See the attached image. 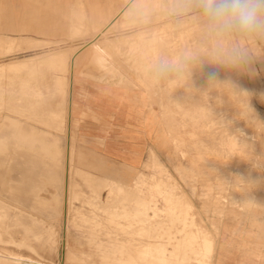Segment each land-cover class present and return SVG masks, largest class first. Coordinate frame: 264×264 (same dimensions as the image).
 Returning a JSON list of instances; mask_svg holds the SVG:
<instances>
[{"label":"rangeland","instance_id":"rangeland-1","mask_svg":"<svg viewBox=\"0 0 264 264\" xmlns=\"http://www.w3.org/2000/svg\"><path fill=\"white\" fill-rule=\"evenodd\" d=\"M146 1L35 0L34 9L36 5L41 6V16H35L34 23H31L32 20L29 23L32 29L38 26L39 32L31 31L28 34L49 42L33 40L35 42L31 41L32 44H29L31 42L27 39L17 38L18 47L13 51L6 48L0 51V63L14 58L23 60L8 64L7 74L0 72V114L9 112L18 116L22 112L23 116L19 115V118L46 129L43 126L46 123L42 122L41 125L43 118L48 122H55L51 126L59 131V125L63 121L62 114L53 115L54 117H49V114L59 108L58 104L64 99L65 91L62 94L59 88L65 90V78L73 64L74 67L87 68V72L91 74L87 77L94 79L96 83L106 85L116 82L124 93L132 95L141 110L152 114L151 123L146 122L141 130L140 141L144 143L136 146L143 152L142 160L134 162L135 164L110 159L104 154L100 139L91 140L90 146L85 144L79 123L76 126L74 120L71 121V136L68 137V128H64L60 135L63 145L61 142L57 144L58 148L65 150L69 140L65 162L67 161V174L72 182L70 230L63 231V219L60 222L57 219L47 220L39 216V208L34 210L39 215H33L27 208L15 206L12 200L1 198L0 236L4 243H0V249L18 251L31 257L33 261L38 260L37 263L73 264L64 253L63 243L68 240L70 246L91 254L88 257L91 261L99 263L106 256L111 260L115 255L122 258L123 262L115 261L114 264H125L130 252L128 246L141 249L148 244H155L160 248L139 254V250L129 248L131 252H136L134 264H195L197 257L207 255L214 258L213 264H219L220 260L225 264H264V168L254 167V161L264 164V160L258 158H264V42L252 45L253 58L242 69H227L205 61L193 71L190 85L185 83L172 88L150 90L145 86L140 70L161 54L176 56L186 48L197 49L200 33L191 24L182 29L165 27L169 26V21L160 15L158 9L162 0ZM133 4L147 7L152 12L150 24L135 28L124 24L122 13ZM9 19L8 15L0 17V37L4 34L18 36L19 32L9 30ZM36 43L40 45H35ZM89 43H93V46ZM105 44L115 46L107 51H95V45ZM30 45H35V48ZM114 47L119 49L118 52ZM58 49L64 52L55 58L47 57L50 51ZM107 52L117 53L109 55ZM37 54L39 56L28 59ZM80 54H86L83 61L79 59ZM212 73L220 81L230 80L235 85V91L247 92L248 97L221 86H217L210 94L204 93L208 88V76ZM100 74L101 79H98ZM18 79L21 81L18 82ZM247 102L252 112L247 110ZM35 103L38 104L36 107ZM55 124L58 125L57 130ZM31 145L34 150L41 146L40 142ZM39 151L41 152L40 149ZM31 155L29 152L28 156ZM21 157L17 155L11 160L12 169L7 178L10 175V178L18 181L23 177L28 179L30 172L25 164L28 160ZM28 162L32 167L37 165L33 160ZM69 164L72 170L68 167ZM42 166H45L44 163ZM0 172L4 173V169ZM88 173H92L89 181ZM93 174L97 179L102 176V181L107 177V182L103 184L101 181L97 187V183L95 185V181L93 182ZM35 177L41 179L40 176ZM28 186L27 184L26 187ZM8 190V186H4L0 192L5 195ZM59 191L58 188L46 185L42 196L52 199ZM66 196L67 193L64 198ZM59 200L61 199L57 198V201L51 202L56 209L60 208L55 203ZM42 204L50 214V206L46 202ZM4 222L11 226L5 227ZM25 237H29L38 254L25 249L16 250L13 240ZM99 243L101 248L91 247ZM178 244L182 248L177 247ZM210 246H213V252L204 254L210 251Z\"/></svg>","mask_w":264,"mask_h":264},{"label":"bare ground","instance_id":"bare-ground-1","mask_svg":"<svg viewBox=\"0 0 264 264\" xmlns=\"http://www.w3.org/2000/svg\"><path fill=\"white\" fill-rule=\"evenodd\" d=\"M125 1V0H124ZM146 1V0H145ZM148 1V0H147ZM146 1V2H147ZM155 1V0H154ZM17 4L16 6L20 8V2L16 1ZM3 3V2H2ZM68 3V2H67ZM84 3V2H83ZM161 3V2H160ZM159 3V4H160ZM154 4V3H152ZM157 5V3H156ZM1 6H3V4H1ZM155 6V5H154ZM83 9V7H81ZM147 8V7H146ZM155 13V12H153ZM99 14V13H97ZM88 16V15H87ZM101 16V15H100ZM18 19V22H23L21 24L18 23V26H16L15 28H12L13 31L15 32H26V29H27V23L26 21L24 20L23 21V18L21 19V21H19V17L17 18ZM96 19H98L96 17ZM101 19V18H100ZM100 19H99V22H100ZM104 19V18H103ZM102 19V20H103ZM111 21V20H110ZM86 22V21H85ZM91 21H89L90 23ZM114 22V20H113ZM166 23V22H165ZM164 23V24H165ZM168 23V22H167ZM170 23V22H169ZM116 24V23H115ZM118 24V23H117ZM91 25V23H90ZM93 25V24H92ZM99 26V24H98ZM120 26V25H119ZM125 26V25H124ZM90 27V26H89ZM159 27V26H158ZM162 27V26H161ZM164 27V26H163ZM165 27H169V26H165ZM114 28V27H112ZM115 28L117 29V26H115ZM103 29V28H102ZM147 29V28H146ZM152 29V28H151ZM159 29H162V28H159ZM100 30V29H99ZM107 30V29H106ZM38 32V30H36ZM43 31V29L41 28V32ZM113 31V30H112ZM139 31V30H138ZM141 31V30H140ZM96 32V31H94ZM99 33H101V31H98ZM106 32V31H105ZM108 32V31H107ZM111 32V31H110ZM146 32V31H145ZM92 33V32H91ZM98 33V34H99ZM104 34V33H103ZM107 34V33H106ZM144 34V33H143ZM8 35V34H7ZM89 35V34H88ZM87 35V36H88ZM105 35V34H104ZM103 35V36H104ZM128 35V34H127ZM136 35V34H135ZM134 35V36H135ZM147 35V34H146ZM91 36V35H90ZM98 36V35H97ZM149 36V35H148ZM83 37V36H82ZM85 37V36H84ZM100 37V36H99ZM129 37V36H128ZM143 37V36H142ZM146 37V36H145ZM27 39L28 42L32 41V42H40L41 41H45V43L49 42L48 40H44V39H41V40H37L36 38L34 37H31V36H27V35H19V36H16V37H10V36H3V37H0V49L2 50L3 49H8L9 51L12 50L15 48V47H18L17 45V42H16V39ZM117 38V37H116ZM125 38V37H124ZM136 38V37H135ZM141 38V37H140ZM40 39V38H39ZM72 39V38H71ZM70 39V40H71ZM98 39V38H97ZM115 39V38H114ZM123 39V38H122ZM132 39V38H131ZM25 40V41H27ZM35 40V41H33ZM103 40V39H102ZM102 40H99V41H102ZM105 40V39H104ZM108 40V39H106ZM117 40V39H116ZM115 40V41H116ZM134 40V39H133ZM146 40H147V37H146ZM56 41V40H55ZM59 41V39H58ZM67 41V40H66ZM121 41V40H120ZM141 41V39H140ZM29 43V44H32ZM117 42V41H116ZM122 42V41H121ZM133 42V41H132ZM138 42V41H137ZM94 43V42H93ZM93 43H89L90 46H93L91 44ZM98 42L96 41V44ZM108 43V41H107ZM110 43V42H109ZM113 43V42H112ZM120 43V42H118ZM44 44V43H43ZM115 44V42H114ZM117 44V43H116ZM35 45H40L39 43H36ZM34 45V46H35ZM47 45V44H46ZM138 45V44H137ZM31 46V45H30ZM33 45L31 47H34ZM88 46V45H87ZM113 46V44H108V45H95L94 46V49L95 51L97 50L98 52L99 51H107V50H110ZM123 46V45H121ZM48 47V46H47ZM77 47V46H76ZM83 47V46H82ZM120 47V46H119ZM118 47V48H119ZM35 48V47H34ZM117 48V47H116ZM114 50H117L115 49L114 47ZM119 50V49H118ZM117 50V52H118ZM7 51V50H6ZM53 52H49L47 57H51V56H54L53 58H55L56 56H58V54L64 52L63 50H60L58 49L57 50H52ZM146 51V50H145ZM148 51V50H147ZM116 52V53H117ZM3 53V52H2ZM108 53V52H107ZM110 53V52H109ZM108 53V54H109ZM115 52H112L110 53L109 55L113 54L114 55ZM115 53V54H116ZM149 53V51H148ZM95 54V53H94ZM97 54V53H96ZM101 54V53H100ZM99 54V55H100ZM103 54V53H102ZM105 55V54H104ZM108 55V56H109ZM112 55V56H113ZM118 55V54H117ZM39 56V54L37 55H32L30 57H28V59H31V58H35ZM93 55H91L92 57ZM148 56V55H147ZM110 57V56H109ZM93 58V57H92ZM26 59V58H25ZM24 59V60H25ZM113 59V58H112ZM110 59V61L112 60ZM95 60V59H94ZM93 60V61H94ZM99 60H100V57H99ZM109 60V59H108ZM23 61L22 59H13V60H9V61H4V62H1L0 63V72L2 74H7L6 73V68H7V65L8 64H14V63H18V62H21ZM66 61V60H65ZM83 61V60H81ZM101 61V60H100ZM107 61V60H106ZM60 62V61H59ZM102 62V61H101ZM100 62V63H101ZM108 62V61H107ZM57 63V62H56ZM71 63V61H70ZM79 63V61H78ZM102 64V63H101ZM71 65V64H70ZM81 65V64H80ZM98 65V64H97ZM102 66V65H101ZM74 67V66H73ZM72 67V68H73ZM77 67V66H76ZM95 67V66H94ZM98 67V66H97ZM66 69V67H65ZM71 69V68H70ZM75 72V71H74ZM77 73V72H76ZM12 74V73H11ZM9 75V74H8ZM14 75V74H13ZM58 75V74H57ZM108 75V74H107ZM66 76V75H65ZM110 76V74L108 75ZM17 77V76H16ZM38 77V76H37ZM36 77V79H38ZM59 77V76H58ZM58 77H56L58 79ZM68 77V76H67ZM66 77V78H67ZM34 77H32L33 79ZM76 78V77H75ZM101 78V77H100ZM103 78V77H102ZM224 78V77H223ZM41 79V78H39ZM68 79V78H67ZM66 79V80H67ZM109 79V78H108ZM12 80V79H10ZM27 80V79H26ZM21 81L18 79V82ZM25 81V80H23ZM35 81V80H34ZM37 81V80H36ZM49 81V80H47ZM53 81V79H52ZM56 81V80H55ZM68 81V80H67ZM12 82V81H11ZM26 82V81H25ZM24 82V83H25ZM32 82V80L30 81ZM40 82V81H39ZM38 82V83H39ZM57 82V81H56ZM60 82V81H59ZM1 83V82H0ZM28 83V82H27ZM16 84V83H15ZM44 84H45V81H44ZM58 84V82H57ZM4 85V84H3ZM6 85V84H5ZM18 85V84H17ZM26 85V83H25ZM38 85V84H37ZM36 85V86H37ZM60 86V85H59ZM62 86V85H61ZM22 87V86H21ZM20 87V88H21ZM29 87V86H27ZM35 87V86H34ZM45 87V86H44ZM49 87V86H48ZM58 87V85H57ZM4 88V87H2ZM15 88V87H14ZM19 88V89H20ZM37 88V87H36ZM64 88V86H63ZM70 88V86H69ZM8 89V88H7ZM24 89L25 86H24ZM38 89H40L38 87ZM66 89L65 90H62V87L59 88V91H62V94H63V91L66 92ZM6 90V89H5ZM16 90V89H15ZM18 90V89H17ZM30 90V89H29ZM35 90V88H34ZM41 90V89H40ZM45 90L46 87H45ZM9 91V90H7ZM22 91V89H21ZM38 91V90H36ZM49 91V90H48ZM11 92V91H10ZM41 92V91H40ZM12 93V92H11ZM17 93V92H16ZM43 94V92H42ZM49 94V93H48ZM65 94V93H64ZM45 95V93H44ZM47 95V94H46ZM28 96V95H27ZM66 96V95H65ZM26 97V96H25ZM29 97V96H28ZM31 97V95H30ZM45 98V97H43ZM66 98V97H65ZM24 99V98H23ZM35 99V98H34ZM37 99V98H36ZM33 100V99H32ZM62 100V99H61ZM9 101V100H8ZM20 101V100H18ZM26 101V100H25ZM38 101V100H37ZM71 101V100H69ZM10 102V101H9ZM8 102V103H9ZM12 102V101H11ZM10 102V103H11ZM22 102V101H21ZM28 103V102H27ZM36 104V103H35ZM34 104V105H35ZM39 104V102H38ZM36 104L35 107L38 105ZM33 105V107H34ZM8 106V105H7ZM22 106V105H21ZM10 107V106H9ZM19 107V106H18ZM17 107V108H18ZM31 106L30 109L33 108ZM42 107V105H41ZM58 107V105H57ZM11 108V107H10ZM9 109V108H8ZM7 109V110H8ZM26 109V108H25ZM12 110V109H11ZM43 110V109H42ZM37 111V110H36ZM68 111V110H67ZM21 112V111H20ZM18 112V113H20ZM41 112V111H40ZM16 114V113H15ZM67 114V112H66ZM20 115V114H19ZM18 115V116H19ZM21 115H22V112H21ZM20 115V116H21ZM32 115V114H31ZM35 115V113H34ZM50 116L49 117H54V116H57L59 114H54L53 112H50L49 114ZM54 115V116H53ZM17 115H14L12 113H9V112H5V113H2L0 114V171L1 169H4V173H1L0 172V189L4 186H8V193L3 195L1 192H0V199L1 198H8L10 200H12L17 206V207H25L27 208L28 211L32 212L33 215L34 214H37L39 215L38 213H36L34 210L35 208H39L40 210L37 211L39 213H41V217H44L45 219L47 220H53V219H57L59 220V222L63 219V228H64V232H68L69 229V221H70V218L69 215H70V209H71V195H70V192H71V183L70 182V177L68 176L67 174V169H66V162H65V157H66V152L68 151V148H69V140H68V145L67 147L65 148V150H61V148L57 146V144L60 142L59 138L57 136H55L53 133H52V124H54L55 122H48L47 120L41 118V125H42V122L46 123L44 124V126H46L47 128V131L45 132H41V130H38L37 128L33 127V124H29L28 122H26L25 120L19 118ZM23 116V115H22ZM21 116V117H22ZM28 116V115H27ZM39 116V115H38ZM43 116V115H42ZM61 116V115H60ZM63 116V115H62ZM32 117V116H31ZM33 118V117H32ZM48 119V118H47ZM53 119V118H52ZM61 119H64V118H61ZM58 120V119H56ZM57 122V121H56ZM60 122V121H59ZM63 122V121H62ZM58 123V122H57ZM61 123V122H60ZM52 125V126H51ZM64 125V124H63ZM56 126V124H55ZM60 126V125H59ZM62 127V125L60 126ZM66 128V127H65ZM58 129V125L56 126V130ZM54 130V129H53ZM64 130V129H63ZM44 131V129L42 130ZM118 136V135H117ZM61 137V136H60ZM36 142H40L41 146H40V150L41 152L39 151V149L37 150H34L33 146L31 144L33 143H36ZM75 142V141H74ZM72 142V143H74ZM83 148V147H82ZM91 149V148H90ZM156 150V149H155ZM32 153V155L29 157L28 154ZM84 152V151H83ZM89 152V151H88ZM17 155H20L24 158H26L28 161L29 160H33L35 162H37L36 166L35 167H32V165L28 162V161H25V164L27 165V169L29 168V172H30V175L28 177V179H25L24 177L22 178V180L19 179H16V178H10V175L9 177L7 178V175L9 173H11V169H12V162L11 160L14 158V157H17ZM99 155V154H98ZM93 156V155H92ZM21 157V158H22ZM95 157V156H94ZM96 158V157H95ZM99 158V157H98ZM97 159V158H96ZM102 160L104 158H101ZM98 160V159H97ZM101 160V162H103ZM92 161V160H91ZM100 161V160H99ZM98 161V162H99ZM44 163V167L42 166ZM82 163V162H81ZM91 163V162H90ZM124 163V162H123ZM158 163V162H157ZM83 164V163H82ZM81 164V165H82ZM80 165V166H81ZM92 165V164H91ZM106 165V164H105ZM241 165V164H240ZM39 168H38V167ZM76 166V165H75ZM79 166V165H78ZM83 166V165H82ZM93 166V165H92ZM70 169H71V165L69 164ZM88 167V166H87ZM161 167V166H160ZM75 168V167H74ZM83 168V167H82ZM85 168V167H84ZM90 168V167H89ZM163 168V167H162ZM81 169V167H80ZM121 169V167H120ZM72 170V169H71ZM79 170V169H78ZM102 170V168H101ZM69 171V169H68ZM82 171V170H81ZM105 171V170H104ZM103 171V173H104ZM86 172V171H85ZM88 172V171H87ZM98 173V172H97ZM101 173V174H103ZM113 173V172H112ZM71 174V173H70ZM69 174V175H70ZM92 173H90L91 175ZM89 175V173H88ZM90 175L88 176V181L90 179ZM94 175V174H93ZM97 175V174H96ZM104 175V174H103ZM35 176H40L41 179H37V177ZM71 176V175H70ZM77 176V175H76ZM86 177V176H85ZM92 177V176H91ZM109 177V176H108ZM93 182L95 181V185L97 183V187L98 186V183H100L102 180V176L99 177V179H97V177H95V175L93 176ZM107 178V177H106ZM106 178L104 179V181H102V183L106 181ZM86 183H87V178L85 179ZM110 180V179H109ZM115 180V179H114ZM164 180V179H163ZM97 181V182H96ZM76 182V181H75ZM91 182V183H93ZM107 182V181H106ZM89 183V182H88ZM103 183V184H104ZM29 185L28 188L26 187V185ZM74 184V183H73ZM46 185H51L52 187L55 188H58L60 191L57 192L52 199L46 197V196H42V191L45 190V187ZM91 185V184H90ZM101 185V184H100ZM113 185V184H112ZM94 186V185H93ZM105 186V185H104ZM109 187V186H107ZM105 187V188H107ZM158 187V186H157ZM89 188H92V187H89ZM94 188V187H93ZM103 188V190L105 189ZM96 189V188H95ZM181 189V188H180ZM49 190V189H48ZM75 190V189H74ZM111 190V189H110ZM178 190V189H177ZM95 191V190H94ZM102 191V190H101ZM121 191V190H120ZM182 191V190H180ZM77 192V191H76ZM92 192V191H91ZM96 192V191H95ZM114 192V191H112ZM65 193L68 194V196H66L64 198V195ZM157 193V192H156ZM174 193V192H173ZM180 193V192H179ZM92 194V193H91ZM95 194V193H94ZM115 194V192H114ZM150 194V193H149ZM84 196V194H82ZM151 195V194H150ZM114 196V195H113ZM116 196V195H115ZM88 197V196H87ZM57 198H60L61 200H59L58 202H55L57 207H60L58 209L54 208L53 205H52V201H57ZM94 198V197H93ZM97 198H98V195H97ZM102 198V197H101ZM109 198V197H108ZM149 198V197H148ZM82 199V198H81ZM111 199V198H110ZM114 199V198H113ZM3 200V199H2ZM127 200V199H126ZM125 200V201H126ZM140 200V199H139ZM147 200V199H146ZM153 200V199H152ZM75 201V200H73ZM114 201V200H113ZM135 201V200H134ZM144 201V200H143ZM142 201V202H143ZM150 201V200H148ZM146 201V202H148ZM43 202H46L49 206H50V211L51 213H47L46 210L43 208ZM106 202V201H105ZM122 202V201H121ZM140 202V201H139ZM124 203V202H123ZM126 203V202H125ZM95 204V203H94ZM132 204V203H131ZM135 204V203H134ZM143 204V203H142ZM47 205V206H48ZM120 205V204H119ZM147 205V204H146ZM127 206V205H126ZM145 206V204H144ZM125 207V206H124ZM138 207V206H137ZM100 208V207H99ZM112 208V207H111ZM116 208V207H115ZM126 208V207H125ZM129 208V207H128ZM144 207H142L143 209ZM75 209V208H74ZM77 209V208H76ZM108 209V208H107ZM130 209V208H129ZM144 209H147L144 208ZM73 210V209H72ZM110 210V209H108ZM128 210V209H127ZM132 210V209H131ZM138 210V209H137ZM141 210V209H140ZM10 211V210H9ZM103 211V210H102ZM124 211V210H123ZM145 211V210H144ZM23 212V211H22ZM84 212V211H82ZM104 212V211H103ZM115 212V211H114ZM113 212V213H114ZM118 212V211H117ZM128 212V211H126ZM130 212V210H129ZM134 212H137V211H134ZM139 212V210H138ZM143 212V211H141ZM97 213V212H96ZM111 213V212H110ZM116 213V212H115ZM122 213V212H121ZM145 213V212H144ZM7 214V213H6ZM73 214V213H72ZM86 214H89L86 213ZM105 214V213H104ZM109 214V213H108ZM129 214V213H128ZM134 214V213H133ZM8 215V214H7ZM75 215V214H74ZM78 215V214H77ZM125 215V214H124ZM139 215V214H138ZM144 215V214H143ZM17 216V215H16ZM21 216V215H20ZM25 216V215H24ZM71 216V215H70ZM80 216V215H79ZM107 216V215H106ZM110 216V215H108ZM113 216V215H112ZM111 216V217H112ZM105 217V216H104ZM114 217V216H113ZM117 217V216H116ZM121 218V216H120ZM119 218V219H120ZM77 219V218H76ZM117 219V218H116ZM75 220V219H74ZM78 220V219H77ZM115 220V219H114ZM9 221V220H8ZM116 221V220H115ZM15 222V221H13ZM12 222V223H13ZM80 222V221H79ZM41 223V222H40ZM77 223V222H76ZM20 224V223H19ZM32 224V223H31ZM61 224V223H60ZM83 224V223H82ZM80 224V225H82ZM108 224V223H106ZM45 225V224H44ZM4 226L5 227H10L11 225L7 224L6 222H4ZM17 228H20L19 226H16ZM45 227V226H44ZM53 227V226H52ZM23 227H21L22 229ZM36 229V228H34ZM177 229V228H176ZM35 231V230H34ZM49 231V230H47ZM86 231V230H85ZM98 231V230H97ZM46 232V231H45ZM173 232V231H172ZM36 233V232H35ZM51 233V232H49ZM100 233H102L100 231ZM33 234V233H32ZM31 234V235H32ZM45 234V233H44ZM48 234V233H47ZM43 235V233H42ZM67 235V234H65ZM64 235V236H65ZM30 236V235H29ZM181 236V235H180ZM34 237V236H33ZM45 237V236H44ZM103 238V237H101ZM7 239V238H6ZM58 240V238H56ZM73 239V237H72ZM105 239V237H104ZM97 240V239H96ZM98 241V240H97ZM41 242V241H40ZM0 243L3 244L4 241H3V238L2 236H0ZM44 243V242H43ZM77 243V242H76ZM80 243V242H79ZM263 243V242H262ZM13 244L16 246V250H21V249H25V250H28L30 252H36V253H33V254H38L37 253V250L36 248L32 245V243L30 242V239L29 237H25L23 238L22 240H13ZM64 253L66 255V258L71 260V262H73V264H103L104 262H108L110 264H114L115 261H120V262H123L122 258H118L114 255V257L110 260L108 259V257L106 256V258L102 259L99 263L97 261H91L88 257L92 256L91 254H88V253H84L82 251L81 248H78V247H74V246H70L69 245V242L68 240L67 241H64ZM39 246V245H37ZM43 246V244H42ZM48 246V245H47ZM45 247V246H43ZM53 247V246H52ZM92 248H101V243H99L98 245L96 246H91ZM179 248H182V245L181 244H178ZM235 247V246H234ZM233 247V248H234ZM9 248V247H8ZM56 248V247H54ZM139 250L138 251V254L139 253H143V252H146V251H149V250H155L156 248H160L158 245H155V244H148L144 247H140L138 249L134 248L133 246H128V250L130 251L129 252V256H128V259L127 261L125 262V264H134L135 263V253L134 251L131 252V250ZM161 248H164V247H161ZM260 248V247H259ZM237 249V248H236ZM213 246H210V251L209 252H205L204 254H211L213 252ZM231 250V248H230ZM45 251V250H44ZM51 251V250H49ZM78 251V252H77ZM63 253V255H64ZM166 254V253H165ZM168 254V253H167ZM87 255V256H85ZM214 259V258H213ZM213 259L212 257H209L208 255L207 256H203V257H197L196 258V263L195 264H213ZM263 259V257H262ZM61 261V260H60ZM125 261V259H124ZM39 262L38 260L37 261H33V259H31V257L29 256H25V255H22L20 254V252L18 251H15L14 250L10 251V250H1L0 249V264H48V263H37ZM59 262V261H58ZM194 262V261H193Z\"/></svg>","mask_w":264,"mask_h":264},{"label":"clouds","instance_id":"clouds-1","mask_svg":"<svg viewBox=\"0 0 264 264\" xmlns=\"http://www.w3.org/2000/svg\"><path fill=\"white\" fill-rule=\"evenodd\" d=\"M158 9L170 22V28L196 26L200 44L197 49L186 48L176 56L161 54L141 69V77L150 90L190 85L193 71L205 61L227 69H242L253 58L252 45L264 42V0H162ZM122 16L130 28L152 21V12L138 4L126 7ZM217 86L248 97L247 92L235 91L230 80L220 81L215 73L208 76L204 93L210 94ZM246 108L252 112L248 102ZM254 167L264 168V164L254 161Z\"/></svg>","mask_w":264,"mask_h":264},{"label":"crops","instance_id":"crops-1","mask_svg":"<svg viewBox=\"0 0 264 264\" xmlns=\"http://www.w3.org/2000/svg\"><path fill=\"white\" fill-rule=\"evenodd\" d=\"M16 1L17 0H0V17L3 15H8L10 17L8 23L11 27L9 30L12 32V28L18 26L19 22L17 18H24L23 21L25 20L28 24L26 32L17 33L18 36H30L28 34L29 32H37L36 30H39L38 26H34L36 27L35 29L30 28V26L31 23H34L35 16H41V6L36 5V9H34L33 1L35 0H19V8L16 6ZM1 4H3V6H1ZM5 9L10 10V12H2ZM30 21L31 23H29ZM21 23L23 22L19 24ZM1 24L0 21V25ZM3 36L16 37L17 35L4 34ZM37 40H41V38ZM85 58L86 54L79 57L80 60ZM81 64L87 65L89 63ZM87 71V68L84 67H71L67 75L68 77L66 76L68 79L65 78L67 89L64 94V99L58 104L60 107L53 111L54 114L63 115L62 118L64 119L60 124L62 127L59 128V131L52 129V133L59 138L62 144V136L60 137L61 132L67 127L69 131L68 137L71 136V121L74 120L75 125L78 126L77 123H79L81 130H83L84 135L82 136V141L85 144H89L90 146L91 140L98 141L100 139L103 143L104 154L110 159L119 162H128L129 164H135L134 162L141 161L143 152L136 146L144 143V141H140V138L142 139L140 135L141 130L146 122L151 123L152 114L141 110V107L136 105L132 95L128 94V92H125V94L116 82L112 81L106 85L96 83L94 79L87 77V75L90 74ZM100 77L101 74L98 79H101ZM68 102L69 107H67ZM33 127L39 130L42 129L41 126L35 124H33ZM42 130L41 132H45L47 128L44 129V131ZM135 131H138V133H135ZM91 149L94 150L93 148ZM219 264H225V262L220 260Z\"/></svg>","mask_w":264,"mask_h":264}]
</instances>
